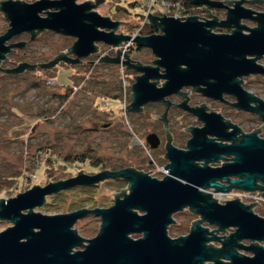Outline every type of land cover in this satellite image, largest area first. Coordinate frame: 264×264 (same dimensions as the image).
<instances>
[{
    "label": "water",
    "instance_id": "obj_1",
    "mask_svg": "<svg viewBox=\"0 0 264 264\" xmlns=\"http://www.w3.org/2000/svg\"><path fill=\"white\" fill-rule=\"evenodd\" d=\"M90 1L17 2L13 11L4 8L10 28L0 42L22 29L47 28L75 37L67 53L85 56L96 49V42L117 46L132 41L137 47L151 49L157 57L154 62L165 68L160 76L166 81L161 87L148 81L158 76L156 67L130 64L118 56H102L100 61L122 62L144 72L134 77L129 88L127 110L137 111L145 101L160 100L183 85L200 86L204 94L205 85L212 92H236L238 106L247 107L249 93L241 90L236 77L264 74V67L256 62L264 55V11L244 7L243 0H235L231 7L223 5L227 8L226 20L220 22L200 21L196 15L170 16L148 11V22L159 27L160 33L132 36L115 33L120 20L95 11L93 8L100 0ZM187 1L194 5L222 6L213 0ZM44 8L53 10L40 17L38 12ZM242 17L257 23L248 28V34L242 32L247 27L238 22ZM230 24L235 27L230 34H215L209 29ZM67 53L60 52L41 66L49 69L60 60H77ZM25 67L35 66L22 63L9 71L20 72ZM209 78L214 81L207 82ZM253 99L258 102L257 112L264 120V100ZM147 141L150 142L149 135ZM187 147L182 150L166 145L167 163L163 166L167 172L161 178L147 174L152 169L142 172L130 166L102 169L93 174L80 169L75 176L45 185L33 184L14 196L0 197V219L12 223L0 231V264H264V244L260 243L264 241V217L253 211L257 202L246 204L236 196L220 203L205 192L206 188L219 191L239 188L258 190L256 195L264 196V137L248 134L239 143L227 145L205 139L204 128H199L193 131ZM225 155L230 158L221 165H210ZM118 177L127 181V191L122 188L112 192L113 203L108 207H81L56 214L34 210L45 203L48 194ZM184 208L199 217L191 221L186 234L171 237L167 227L175 222L172 215ZM88 213L100 218L99 231L91 238L72 228ZM203 222L214 227L210 229ZM227 228L233 231L219 234ZM132 233L141 235L133 238ZM83 242L82 249H74Z\"/></svg>",
    "mask_w": 264,
    "mask_h": 264
},
{
    "label": "rangeland",
    "instance_id": "obj_2",
    "mask_svg": "<svg viewBox=\"0 0 264 264\" xmlns=\"http://www.w3.org/2000/svg\"><path fill=\"white\" fill-rule=\"evenodd\" d=\"M83 1L85 0H76L78 3ZM146 1L141 0L142 7H128L127 12H115V4H124L123 0H102L93 9L103 16L120 20L115 33L130 31L125 34L134 36L137 34L134 33L136 30L130 25L141 19V13H145L147 8ZM191 14L194 15L193 12ZM244 23L254 25L250 21ZM3 26L4 20L0 19V29ZM73 40V37L49 30L39 37L38 46L46 45L51 59ZM108 46L117 49L119 45H101L100 56L105 52L114 53V49L107 50ZM260 62L264 63V59ZM114 65L106 63L67 67L61 64L49 68L41 83H38L34 75L0 82V174L7 175L20 170V179L7 189H2L0 197L14 196L33 184L45 185L49 181L75 176L80 169L84 173L93 174L109 167L116 169L130 166L142 172L152 169L147 174L162 177L158 167L167 161L163 159L160 149L151 152L144 144L146 132L153 127L149 125L148 119L138 117L125 107L130 102L128 81L124 98L103 100L106 91L112 93L117 88L116 79L121 71L119 66ZM128 74L132 75L130 72ZM122 75L124 74L121 72L119 76ZM246 81L257 95L264 98V77L253 76ZM82 83L85 85L80 88ZM120 86L121 82L118 91L121 90ZM65 92L69 93L68 96L62 97ZM106 124L107 127L104 126ZM260 134L264 137V130ZM41 147L49 150L45 151L47 154L38 150ZM70 152L83 153L89 159L76 162L57 160L58 155ZM25 166L29 169H25ZM54 176L58 179H52ZM114 179L101 180L97 185H76L63 189L56 195L48 194L45 201L47 199L50 204H43L34 210L56 214L81 207H108L113 203L112 192H119L122 188L127 191V181ZM253 211L264 217V204L254 207ZM172 217L175 222L169 224L167 232L171 237H178L186 234L191 221L199 216L185 208ZM11 224L5 220L0 221V231ZM202 224L210 229L214 227L206 222ZM99 225V216L88 213L79 218L72 228L76 227L81 236L91 238L99 231ZM226 230L219 234H229L233 228ZM140 235L141 233L131 234L133 238ZM242 242L247 244L249 240ZM211 243L219 245L218 242ZM260 243L264 244V241ZM84 244L85 242L74 249H82Z\"/></svg>",
    "mask_w": 264,
    "mask_h": 264
},
{
    "label": "flooded vegetation",
    "instance_id": "obj_3",
    "mask_svg": "<svg viewBox=\"0 0 264 264\" xmlns=\"http://www.w3.org/2000/svg\"><path fill=\"white\" fill-rule=\"evenodd\" d=\"M34 1L37 0H0V19L4 20V26L0 29V37L5 35L10 28V21L4 8H8L13 11L17 8V5L15 4L17 2L32 3ZM74 1L76 2V0ZM213 1L219 2L222 6H211L206 3L200 5L193 4L196 8L193 14L197 16L198 20H213L215 22L226 20L227 8L223 5L231 7L235 0ZM90 3L92 2L90 1ZM242 5L253 11H264V0H243ZM50 10L53 9H41L38 12V15L40 17H45ZM244 21H250L254 25L248 26L244 23ZM238 22L240 25L247 27L242 29V32L246 34L249 33L248 28H253L257 24L255 20L243 17L239 18ZM209 29L215 34H230L235 27L233 24L227 26L215 25ZM49 30L50 29L47 28L41 30L33 28L22 29L18 32L9 34L3 41L0 42V82L3 80L7 81L16 78H26L29 75H34L36 76L38 83H41L45 72L48 70V68L41 66V64L48 62L55 56L54 55L51 59H49L48 47L46 45L38 46L39 37ZM123 33L125 34L127 32ZM152 33H160V28L157 27V30ZM73 38L75 40V37ZM101 45L104 46L106 44L103 42H96V49L85 56H77L73 53H67V49L69 47L67 46L64 50H60L58 53L66 52L69 58H76L77 60L74 62L60 60L56 65L62 64V66L65 65L67 67H73L89 64L95 66L101 63L111 64L110 62L100 61V58L104 55L112 57L118 56L121 61L128 60L130 64L156 67V73L158 76L148 79L149 82H154L156 87H161L166 81V78L160 76L161 74H164L165 68L163 66H158L154 62L157 57L152 53L151 49L146 47H137L135 43L131 41L123 53H121V50L117 48L114 49L113 54L105 52L100 56L99 52L101 51ZM5 48L6 50H4ZM110 48L113 49L108 46L107 50L109 51ZM247 57L252 56L248 55ZM263 59L264 55L256 60V62L264 67V63L260 62ZM22 63L34 65L35 67H25L20 72L9 71ZM112 64H115L114 66L117 67L119 66L120 71L127 77L129 84L128 88H130L131 84L134 82L135 76L144 73L143 71L137 70L132 66H127L122 62ZM183 66L184 65H181V67ZM128 72L132 73V75L128 74ZM253 76L264 77V74L255 72L242 74L236 77L241 90L249 93L248 102H246L247 107L238 106V95L236 92L227 90L212 92V90H207L205 85L206 92L204 94L199 90L200 86L183 85L175 92H171L163 96L160 100L145 101L141 104L140 109L137 111L129 110L130 112L138 115V117L148 119L149 125L153 127L149 129L144 136V144L146 148H148L151 152L160 149L163 159L167 161L165 158L166 145L170 144L177 149L186 150L188 148V140L193 136V131L199 128H204L205 139H212L214 142L227 145L239 143L241 138L248 134L255 133L256 135L263 137L260 133L264 130V120L261 114L257 112L258 102L253 98L260 97L262 100H264V98L257 95L246 81L248 78ZM206 81L212 82L214 79L209 78ZM201 116H205V119H202ZM259 122L260 125H258ZM148 135L150 136V142L147 141ZM223 157L224 158H221L216 162H211L210 165L219 166L221 163L230 158V156L226 155ZM198 163L202 164L201 161H198ZM124 167H118L116 169ZM107 179L109 180L111 178H106L105 180ZM114 180L121 181L124 179L118 177ZM97 184L98 183L93 185ZM0 221L3 220L0 219Z\"/></svg>",
    "mask_w": 264,
    "mask_h": 264
},
{
    "label": "built area",
    "instance_id": "obj_4",
    "mask_svg": "<svg viewBox=\"0 0 264 264\" xmlns=\"http://www.w3.org/2000/svg\"><path fill=\"white\" fill-rule=\"evenodd\" d=\"M147 8L145 13H143V20L142 22L148 21L147 14L148 11L150 13L154 14H166L170 16H186V15H192L190 11L183 10L181 1L180 0H147L146 1ZM185 17H181L180 19H184ZM134 33H137L136 31ZM131 41L121 43L117 48L121 50V53L124 52L127 45L130 44ZM114 49V48H113ZM121 85H122V98L126 95V88L127 85V79L124 77V75L121 76ZM158 171L163 176L167 170L164 168L163 165L158 167ZM215 188H206L205 192L211 193V197L217 198L216 201L220 203H224L225 200L234 199L236 196H238V200H240L243 203L249 204V202L256 201L257 203L254 204V207H257L258 205L264 204V196L261 194L256 195L258 190H243L239 188H233L229 189L228 191H219V190H213ZM224 199V200H219Z\"/></svg>",
    "mask_w": 264,
    "mask_h": 264
},
{
    "label": "trees",
    "instance_id": "obj_5",
    "mask_svg": "<svg viewBox=\"0 0 264 264\" xmlns=\"http://www.w3.org/2000/svg\"><path fill=\"white\" fill-rule=\"evenodd\" d=\"M123 1H124V4H121L120 2L115 4V12H119V11L127 12L128 7L134 9L136 7H140V6L142 7L143 6V3L141 2V0H123ZM180 1H181V5H182L183 10L190 11V12H194L196 10L194 5L191 4L190 2H188L187 0H180ZM142 20H143V12L141 13V19L138 21V23H136L134 25H130V26L134 27L133 30H136L137 34L145 35V34H150V33L157 30L156 26H152L148 21L143 23ZM126 32H130V31H126ZM101 64H106V63H101ZM119 74L121 75V72L120 73L118 72V76L116 79L118 89H119V82H121V76H119ZM70 77H71V74H69V78ZM84 85L85 84L82 83L80 85V88H82ZM120 87H121V90H119V91L117 88H114L113 91L114 90L115 91L112 93H109L106 91L104 94L105 97H103V100H104V98H112V99L120 98L122 96V85ZM68 94H69L68 92H65L61 96L67 97ZM85 114H82V116H84ZM104 126L107 127L108 125H104ZM38 150L39 151L43 150L44 151L43 154L44 153L47 154L45 151H49L48 149H45L44 147H41ZM37 153H39V152L37 151ZM40 155H42V153H40ZM58 159H60L63 162H65V161L76 162V161H83L84 159H89V157L87 155H84L83 153H72V152H70V153H63V154L58 155L57 160ZM56 163H59V161ZM25 169H29V167L25 166ZM109 169H112V168L109 167ZM31 170H34V169L32 168ZM19 179H20V170H18V169L15 170L14 172L10 173V174H7V175L0 174V191L2 189H4V190L7 189L13 182L18 181ZM52 179H58V178H55V176H54ZM114 181H117V180H114ZM78 186L83 187V185H78ZM56 194H58V192L54 193L53 195H56ZM48 204H50V203L46 199L44 205L47 206Z\"/></svg>",
    "mask_w": 264,
    "mask_h": 264
}]
</instances>
